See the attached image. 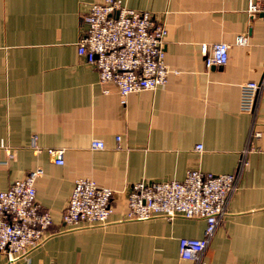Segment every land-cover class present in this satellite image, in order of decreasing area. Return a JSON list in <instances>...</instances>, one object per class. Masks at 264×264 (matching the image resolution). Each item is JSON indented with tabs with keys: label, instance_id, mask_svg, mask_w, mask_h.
I'll list each match as a JSON object with an SVG mask.
<instances>
[{
	"label": "crops",
	"instance_id": "0c3cea01",
	"mask_svg": "<svg viewBox=\"0 0 264 264\" xmlns=\"http://www.w3.org/2000/svg\"><path fill=\"white\" fill-rule=\"evenodd\" d=\"M103 1L0 0V192L40 169L36 202L59 231L17 264H195L180 259L178 244L202 238L205 221H129L127 192L190 171L236 173L246 149L238 189L200 264H264V89L253 115L239 112L240 86L264 72L262 19L248 16V0H122L165 25V62L180 74L121 105L77 51L82 17ZM217 43L228 45L227 63L206 68L200 48ZM252 130L260 138L249 143ZM93 140L104 149L91 151ZM49 149L63 150V165ZM78 179L112 190L113 212L106 225L63 231ZM0 264H8L4 253Z\"/></svg>",
	"mask_w": 264,
	"mask_h": 264
},
{
	"label": "built area",
	"instance_id": "2783aa9c",
	"mask_svg": "<svg viewBox=\"0 0 264 264\" xmlns=\"http://www.w3.org/2000/svg\"><path fill=\"white\" fill-rule=\"evenodd\" d=\"M247 13L251 19L260 17L264 23V0H248ZM82 23L85 28L77 43L78 55L96 69L101 84L116 88L121 105H125L130 94L154 91L166 85L170 75L179 76L180 73L169 69L165 62L167 29L163 23H156L150 13L129 9L122 0H104L91 5L82 17ZM236 42L241 44L243 37H238ZM228 48L225 43L201 46L205 67L224 66ZM263 89L264 72L259 82H246L240 86L241 114H254L258 94ZM259 138L260 133L252 130L249 143ZM32 146L35 147L34 139ZM103 149L101 140L90 143L91 151ZM196 150L201 151L202 146L197 145ZM47 153L56 165H63V150L49 149ZM246 153L247 149L233 174L190 171L180 182L132 185L127 192L126 219L137 222L157 217L169 221L176 217L204 220L206 227L202 238H182L178 244L181 260L200 264L238 189L241 171L247 166ZM8 154L13 159V155ZM41 175L42 171L36 169L0 192V253L6 255L8 264H17L59 232L52 228L50 213L36 202L35 184ZM112 198V190L100 187L90 179L76 180L61 217L63 231L106 225L113 212Z\"/></svg>",
	"mask_w": 264,
	"mask_h": 264
}]
</instances>
